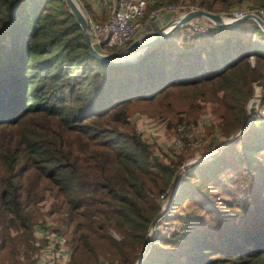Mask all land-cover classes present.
Instances as JSON below:
<instances>
[{"label":"trees","instance_id":"16d2710c","mask_svg":"<svg viewBox=\"0 0 264 264\" xmlns=\"http://www.w3.org/2000/svg\"><path fill=\"white\" fill-rule=\"evenodd\" d=\"M169 3L264 8L148 0L146 9ZM255 85L264 105V33L252 19L203 33L182 24L136 59L107 64L89 54L64 0H0V264H36L34 228L46 217L65 238L67 264H264L263 117L252 112L173 187L188 158L245 123ZM208 103L220 137L198 149L184 136L156 152L130 118L157 117L170 137Z\"/></svg>","mask_w":264,"mask_h":264},{"label":"built area","instance_id":"2783aa9c","mask_svg":"<svg viewBox=\"0 0 264 264\" xmlns=\"http://www.w3.org/2000/svg\"><path fill=\"white\" fill-rule=\"evenodd\" d=\"M110 3L108 14L103 20H94L87 16L89 39L91 44L100 52H110L111 48L120 49L126 46L130 41L138 39V35L148 26L162 23L166 14L175 15L176 17L198 8L193 6L184 8L169 3L153 8L146 16L148 0H110ZM220 13L232 19L240 18L246 13H253L264 21V8H236L229 13ZM185 24L192 30L202 33L207 31L210 25H213L208 19L200 16L193 17ZM177 131L179 135L170 136L171 147L179 148L184 136H186L187 144L190 146L196 147L199 145L200 140L189 136L183 126L179 125ZM34 235L36 250L33 256L36 264H67L69 248L63 235L58 230H51L46 225H39L35 226ZM100 260L99 264L101 262L102 264L106 263L103 258ZM110 264L117 263L112 262Z\"/></svg>","mask_w":264,"mask_h":264},{"label":"water","instance_id":"95a60500","mask_svg":"<svg viewBox=\"0 0 264 264\" xmlns=\"http://www.w3.org/2000/svg\"><path fill=\"white\" fill-rule=\"evenodd\" d=\"M64 2L66 4L69 12L72 14L75 22L78 24V26L80 28L84 44H85L89 54L98 58L99 60H101L102 62L107 63V64H119V63H124V62L130 61V60L136 59V57L140 56L145 51V49L148 46H150L153 42L159 40L160 38H162L163 36L168 34L174 28H176L182 24H185L187 21H189L193 17H198V16L208 19L213 24V26H216V27L227 26V25L238 22V21L245 19V18L252 19L253 21H255L258 24V26L260 27V29L264 33V21L261 17L257 16L256 14L246 13L240 18L232 19V18H229L227 16H224L223 14H221L219 12H213V11H209V10H206L203 8H195V9L189 10L185 13H182L176 17L169 19L167 22L160 25L156 29H154V30L148 32L147 34L143 35V36H148L146 41H144L143 43H138V42H136L137 39H134V40L130 41L126 46H124V47H122L116 51L100 52L91 44V41H90L89 35H88V29H87L88 28L87 17L83 13L78 2L76 0H64ZM135 46L137 47V49L139 48V51L134 56H131L128 58H121L120 57L122 55V53L132 50ZM258 89H259V86L257 85L255 93L250 95L247 99V102H246V103H248L249 100L254 99L256 101L255 109L252 110L250 105L247 106L246 104H244V108L246 109V111L248 113V117H247V120L245 121V123L239 129H237L235 132L231 133L228 137L219 141L213 150L188 158L182 164L180 169L178 170V173L176 174V176L174 178L173 187L175 186V183L177 181L179 173L182 170H184L185 167L192 165L196 162H200L204 159H207L211 155L216 153L218 151L219 147L223 143L227 142L229 139L234 137L239 131H241L246 126V124L251 119L252 112H256V113H258V115L260 117L264 118V105L261 104V96L259 93H257ZM168 201H169V198H168V200H166L164 202L161 209L156 214L155 220L161 216V213H162L163 209L166 207ZM152 225H153V221H151L148 225L147 232H146L147 243L144 247L143 252L141 253V256L143 255V253L147 250V248L149 246L148 240L151 236Z\"/></svg>","mask_w":264,"mask_h":264},{"label":"rangeland","instance_id":"374dc122","mask_svg":"<svg viewBox=\"0 0 264 264\" xmlns=\"http://www.w3.org/2000/svg\"><path fill=\"white\" fill-rule=\"evenodd\" d=\"M76 1L78 2L79 6L82 9L80 1L79 0H76ZM109 2H110L109 0H105V3H103V7L106 8V11L108 9ZM247 7H251V6L248 3H242L240 6H235V8H232V10L236 9V8L244 9ZM150 10H152V8L148 9V10L146 9V13H145L146 16L149 14ZM83 13L85 14L86 17L89 15L90 18H93V16L91 14L86 15V13L84 11H83ZM148 32L149 31L147 30V28H145L138 35V37L143 36V35L147 34ZM256 86L257 85L254 86V92L253 93H255V91H256ZM257 93H259V89L257 90ZM246 102H247V100H246ZM246 102H245V104L248 106V103H246ZM255 106H256V101L253 99L251 102V109L252 110L255 109ZM205 107H206L205 110L198 116L196 121L190 122L188 127H187V132L189 133L188 135L191 137L198 138L200 140L199 145H197L196 147H193L194 149H198V147L205 146L206 144L213 145L216 142V140L220 137L219 129L216 126L217 119L215 118V115L212 112L213 106H210V104L208 103V104H206ZM130 118H131V120H133V122L136 126V129L141 133V135L144 138H146L147 140L155 143V146H156L155 151L156 152H158L157 147H161L163 149H170L171 148L170 137L167 136L166 131H165L164 126H163V123L160 122L157 117H150L146 114H143V113L141 114V113L134 111L131 114ZM206 127L208 128V130H206ZM188 128H189V130H188ZM199 154H203V153H198V151H197L193 156L199 155ZM161 220L162 219H160V217H159L158 219H156L154 221V225L156 226V228L161 227L163 225V222ZM39 225H42V226L46 225V227L49 228L48 225H56V222L54 220H52L51 218L46 217L45 220L37 222L36 226H39ZM152 228H153V226H152ZM113 235L115 237H117V235L115 233H113ZM100 259L102 260L101 256L99 257V260ZM114 262H116V261H114ZM101 264H102V262H101ZM105 264H110V263H108L106 261Z\"/></svg>","mask_w":264,"mask_h":264},{"label":"crops","instance_id":"0c3cea01","mask_svg":"<svg viewBox=\"0 0 264 264\" xmlns=\"http://www.w3.org/2000/svg\"><path fill=\"white\" fill-rule=\"evenodd\" d=\"M85 2L88 3L89 11L94 16L93 19L95 20H103L107 16L110 5H111V3L109 2L108 9L106 11V8L103 7V3H105V0H85ZM164 23L165 22H162V24ZM159 25H161V23Z\"/></svg>","mask_w":264,"mask_h":264},{"label":"bare ground","instance_id":"6f19581e","mask_svg":"<svg viewBox=\"0 0 264 264\" xmlns=\"http://www.w3.org/2000/svg\"><path fill=\"white\" fill-rule=\"evenodd\" d=\"M147 38H148V36H140L136 40V42L143 43L144 41H146ZM138 51H139V48L137 49V47L135 46L132 50L122 53V55L120 57L121 58H128V57L134 56ZM252 100L248 101V105H250V107H251Z\"/></svg>","mask_w":264,"mask_h":264}]
</instances>
